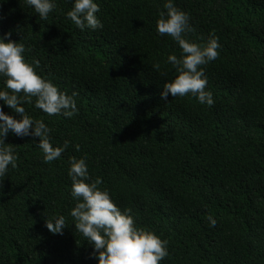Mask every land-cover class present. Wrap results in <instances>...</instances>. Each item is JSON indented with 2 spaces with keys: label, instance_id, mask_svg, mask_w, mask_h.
Here are the masks:
<instances>
[{
  "label": "trees",
  "instance_id": "trees-1",
  "mask_svg": "<svg viewBox=\"0 0 264 264\" xmlns=\"http://www.w3.org/2000/svg\"><path fill=\"white\" fill-rule=\"evenodd\" d=\"M96 2L103 28L81 31L66 17L72 0H56L47 20L25 0H0V36L11 32L39 75L78 93L71 118L24 104L54 146L69 141L58 160L43 162L38 137L5 139L17 166L0 177V264H98L69 215L70 157H85L117 206L168 240L160 264H264V0H174L195 29L187 39L219 38L204 66L211 107L161 99L176 75L167 56H180L155 30L165 0ZM60 215L66 227L52 234L45 220Z\"/></svg>",
  "mask_w": 264,
  "mask_h": 264
},
{
  "label": "clouds",
  "instance_id": "clouds-1",
  "mask_svg": "<svg viewBox=\"0 0 264 264\" xmlns=\"http://www.w3.org/2000/svg\"><path fill=\"white\" fill-rule=\"evenodd\" d=\"M27 6L47 20L49 13L57 7L56 0H25ZM163 10L158 11L155 30L160 36H169L179 47L180 56L169 54L167 63L175 70V77L162 85L161 99L168 96L195 97L198 103L211 107L215 101L211 90H207L208 78L205 65L219 55V38L209 33L206 41L197 43L187 39V33L195 29L190 24L187 12L176 6L174 0H165ZM100 6L96 0H72V7L66 17L81 31L102 29L103 24L96 15ZM11 32L0 36V102H3L17 116L6 114L0 108V177L15 168L17 154L15 146L5 143L9 132L17 137H38L36 146L42 152L44 163L58 160L67 148L69 141L54 146L51 142L52 129L43 120L33 119L25 111L24 104L46 113L48 116L62 115L73 117L78 111L75 97L61 91L51 80L37 73L34 65L25 59V45L10 39ZM7 41V42H6ZM154 68L159 69L157 63ZM78 147V146H77ZM67 175L71 180L70 195L74 207L69 215L73 218L75 231L82 234L92 246L90 256L98 264H160L168 255V240L162 239L153 231L136 224L130 209L121 210L111 198L101 177L93 179L88 171L86 158H69ZM210 226L216 225L213 216L207 217ZM45 227L52 234H63L66 227L63 215L46 218Z\"/></svg>",
  "mask_w": 264,
  "mask_h": 264
}]
</instances>
